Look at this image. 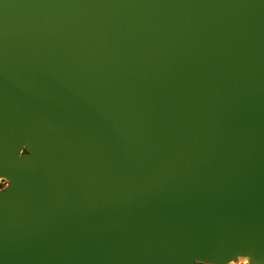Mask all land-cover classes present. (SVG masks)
Here are the masks:
<instances>
[{
  "label": "water",
  "instance_id": "water-1",
  "mask_svg": "<svg viewBox=\"0 0 264 264\" xmlns=\"http://www.w3.org/2000/svg\"><path fill=\"white\" fill-rule=\"evenodd\" d=\"M0 264H264V0H0Z\"/></svg>",
  "mask_w": 264,
  "mask_h": 264
},
{
  "label": "rangeland",
  "instance_id": "rangeland-1",
  "mask_svg": "<svg viewBox=\"0 0 264 264\" xmlns=\"http://www.w3.org/2000/svg\"><path fill=\"white\" fill-rule=\"evenodd\" d=\"M4 185H5V182L4 181H0V188H3L4 187ZM238 264H248V260H246V259H239L238 260Z\"/></svg>",
  "mask_w": 264,
  "mask_h": 264
}]
</instances>
